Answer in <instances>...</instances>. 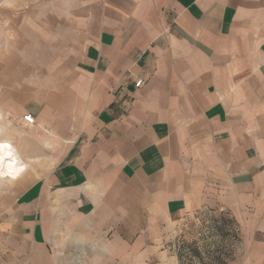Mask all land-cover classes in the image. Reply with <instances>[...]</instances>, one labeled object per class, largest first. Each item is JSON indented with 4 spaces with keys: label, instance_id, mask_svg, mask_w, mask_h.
I'll return each instance as SVG.
<instances>
[{
    "label": "crops",
    "instance_id": "1",
    "mask_svg": "<svg viewBox=\"0 0 264 264\" xmlns=\"http://www.w3.org/2000/svg\"><path fill=\"white\" fill-rule=\"evenodd\" d=\"M0 151L26 264H177L201 210L264 264V0H2Z\"/></svg>",
    "mask_w": 264,
    "mask_h": 264
},
{
    "label": "rangeland",
    "instance_id": "2",
    "mask_svg": "<svg viewBox=\"0 0 264 264\" xmlns=\"http://www.w3.org/2000/svg\"><path fill=\"white\" fill-rule=\"evenodd\" d=\"M0 154L14 157L3 151ZM19 164L17 161L14 169ZM14 169H6L1 177L13 175ZM244 238L241 225L227 212L201 210L179 221L165 244L177 264H235L243 256ZM23 245L15 238L0 235V264H26Z\"/></svg>",
    "mask_w": 264,
    "mask_h": 264
},
{
    "label": "built area",
    "instance_id": "3",
    "mask_svg": "<svg viewBox=\"0 0 264 264\" xmlns=\"http://www.w3.org/2000/svg\"><path fill=\"white\" fill-rule=\"evenodd\" d=\"M1 3V2H0ZM140 84H141V81L139 80V81H137L136 83H135V87H139L140 86ZM23 121L25 122V123H27V124H33L34 123V119H33V117L30 115V114H27V115H25V116H23Z\"/></svg>",
    "mask_w": 264,
    "mask_h": 264
},
{
    "label": "bare ground",
    "instance_id": "4",
    "mask_svg": "<svg viewBox=\"0 0 264 264\" xmlns=\"http://www.w3.org/2000/svg\"><path fill=\"white\" fill-rule=\"evenodd\" d=\"M1 1H2V0H0V2H1ZM18 169H19V168L17 167V170H18ZM17 170H16V171H17ZM16 171H15V172H16Z\"/></svg>",
    "mask_w": 264,
    "mask_h": 264
}]
</instances>
